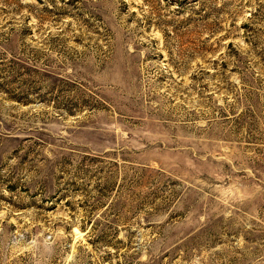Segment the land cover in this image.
<instances>
[{
  "label": "rangeland",
  "instance_id": "374dc122",
  "mask_svg": "<svg viewBox=\"0 0 264 264\" xmlns=\"http://www.w3.org/2000/svg\"><path fill=\"white\" fill-rule=\"evenodd\" d=\"M0 264H264V0H0Z\"/></svg>",
  "mask_w": 264,
  "mask_h": 264
}]
</instances>
